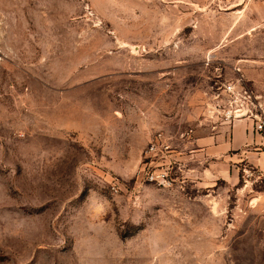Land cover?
<instances>
[{
    "label": "rangeland",
    "instance_id": "1",
    "mask_svg": "<svg viewBox=\"0 0 264 264\" xmlns=\"http://www.w3.org/2000/svg\"><path fill=\"white\" fill-rule=\"evenodd\" d=\"M221 84L264 103V0H0V264H264V173L189 156Z\"/></svg>",
    "mask_w": 264,
    "mask_h": 264
},
{
    "label": "built area",
    "instance_id": "2",
    "mask_svg": "<svg viewBox=\"0 0 264 264\" xmlns=\"http://www.w3.org/2000/svg\"><path fill=\"white\" fill-rule=\"evenodd\" d=\"M221 86L222 91L228 97L227 106L223 107L218 103H212L207 107L208 117L219 118L229 123L248 118L254 124L255 129H253L257 134L264 137V109L256 103V96L245 88L235 89L232 84H221ZM190 132L191 130L184 135L189 136ZM172 153L173 151L162 133L158 132L153 135L144 150L143 162L137 171V180L170 188L174 183L171 176L172 170L177 162ZM244 172L245 178L252 176L248 175L247 171ZM255 177L260 178V174L256 173Z\"/></svg>",
    "mask_w": 264,
    "mask_h": 264
},
{
    "label": "crops",
    "instance_id": "3",
    "mask_svg": "<svg viewBox=\"0 0 264 264\" xmlns=\"http://www.w3.org/2000/svg\"><path fill=\"white\" fill-rule=\"evenodd\" d=\"M251 81H254V86L258 89L257 81L253 79ZM254 95L259 99L263 97V93L258 90ZM259 102L264 109V103ZM191 145L189 156L190 158H197V153L199 152V155L202 156V161L206 164L204 166L205 174L210 170L212 174H216L213 170L214 168L218 169V166H220L222 167L221 172L217 173L215 177H229L230 168L224 171V163H227L229 167L231 163L233 165L243 162L251 169L264 173V137L254 133L251 123L245 119L233 121L227 132L218 131L197 135L192 140ZM234 177L232 175L233 182L235 180Z\"/></svg>",
    "mask_w": 264,
    "mask_h": 264
}]
</instances>
